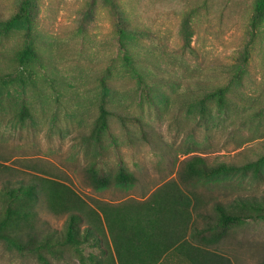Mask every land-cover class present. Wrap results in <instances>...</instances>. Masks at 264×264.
Wrapping results in <instances>:
<instances>
[{
  "label": "rangeland",
  "instance_id": "374dc122",
  "mask_svg": "<svg viewBox=\"0 0 264 264\" xmlns=\"http://www.w3.org/2000/svg\"><path fill=\"white\" fill-rule=\"evenodd\" d=\"M254 3L0 0V71L12 68L26 36L45 58L36 85L0 90V190L42 168L93 205L116 204L147 198L192 155L209 163L264 160V24L248 44ZM22 7L28 23L6 27ZM224 86L227 106L206 100L201 113L197 97ZM100 104L110 113L109 127L95 140ZM24 107L29 115L21 117ZM93 159L110 173L123 164L136 182L93 188L86 175ZM261 170L260 177L239 171L192 186L222 203L264 196V161ZM36 209L42 230L63 228L65 215L44 202ZM216 247L231 264H259L264 219L233 227ZM96 250L85 246L82 253ZM43 258L46 263L0 243V264H81L71 248Z\"/></svg>",
  "mask_w": 264,
  "mask_h": 264
},
{
  "label": "trees",
  "instance_id": "16d2710c",
  "mask_svg": "<svg viewBox=\"0 0 264 264\" xmlns=\"http://www.w3.org/2000/svg\"><path fill=\"white\" fill-rule=\"evenodd\" d=\"M25 11L22 7L6 22V27L28 23ZM263 24L264 0H255L248 44H253L257 29ZM30 38L26 36L12 54V68L0 71V90L37 84L35 72L45 67V58ZM243 57L246 63L248 47ZM227 91L226 86L216 87L198 96L201 113L205 112L206 100L212 99L219 109L225 108ZM21 114L28 116L29 112L24 107ZM109 115L100 104L92 130L95 140L108 129ZM263 161L260 158L242 164L209 163L206 156L192 155L181 161L176 178L158 186L147 198L116 204L97 201L94 205L50 172L35 168L37 171L30 177L17 176L16 180L1 185L0 243L21 254L36 253L45 263L43 253L59 256L71 248L81 264H231L216 246L233 227L248 220L264 219V196L236 195L222 203L192 185L201 179L239 171H250L254 177H260ZM86 175L95 189L136 182V177L123 164L110 173L101 171L95 159L86 167ZM40 202L54 215L66 216L60 231L45 232L38 227L36 206ZM85 246L97 250L85 256L82 253ZM259 264H264V260Z\"/></svg>",
  "mask_w": 264,
  "mask_h": 264
}]
</instances>
